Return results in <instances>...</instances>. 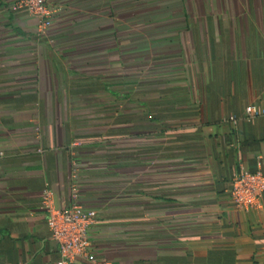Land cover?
<instances>
[{
    "label": "crops",
    "instance_id": "crops-1",
    "mask_svg": "<svg viewBox=\"0 0 264 264\" xmlns=\"http://www.w3.org/2000/svg\"><path fill=\"white\" fill-rule=\"evenodd\" d=\"M23 3L0 0V264L58 263L43 192L69 208L75 166V264H264V198L230 197L264 173V0H47L42 33Z\"/></svg>",
    "mask_w": 264,
    "mask_h": 264
},
{
    "label": "built area",
    "instance_id": "built-area-1",
    "mask_svg": "<svg viewBox=\"0 0 264 264\" xmlns=\"http://www.w3.org/2000/svg\"><path fill=\"white\" fill-rule=\"evenodd\" d=\"M23 6L35 19L42 33L52 26V16L47 6V0H23ZM255 106L246 108L242 119L250 121L258 116ZM241 120V119H240ZM239 119L232 123L238 124ZM74 183L72 186L71 205L59 210L54 206L51 191L43 192L42 207L47 213V225L52 238L59 245L60 260L57 264H75L88 258L91 249L90 227L97 220V211L86 209L79 203V187L77 184V166H75ZM232 203L240 212L251 213L261 208L264 198V173L262 170L249 172L243 170L232 182L230 191ZM95 264H106L96 262Z\"/></svg>",
    "mask_w": 264,
    "mask_h": 264
}]
</instances>
